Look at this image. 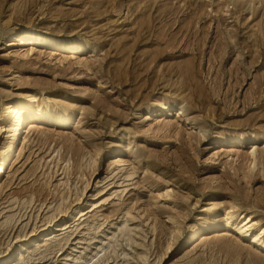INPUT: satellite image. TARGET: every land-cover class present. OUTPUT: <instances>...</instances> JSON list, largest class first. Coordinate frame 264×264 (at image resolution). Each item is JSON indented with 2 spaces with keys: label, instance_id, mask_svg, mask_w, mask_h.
<instances>
[{
  "label": "rangeland",
  "instance_id": "1",
  "mask_svg": "<svg viewBox=\"0 0 264 264\" xmlns=\"http://www.w3.org/2000/svg\"><path fill=\"white\" fill-rule=\"evenodd\" d=\"M29 99L2 264H264V0H0V121Z\"/></svg>",
  "mask_w": 264,
  "mask_h": 264
},
{
  "label": "bare ground",
  "instance_id": "2",
  "mask_svg": "<svg viewBox=\"0 0 264 264\" xmlns=\"http://www.w3.org/2000/svg\"><path fill=\"white\" fill-rule=\"evenodd\" d=\"M8 38L9 41L5 43L6 46L12 40L17 41L18 44L21 45V49L25 50L26 55H29L30 53L35 51L34 49L27 48L26 46L27 44H35L37 46L47 48L49 50L51 49L52 53L50 52V54L55 56H58L59 54H64L65 57H77L84 51V46L81 44H77L74 42H65L54 38L41 36L40 34L35 32L22 31L21 33L18 34H11L8 36ZM31 107L32 105L30 99L27 101L26 100L11 101L7 103L5 106L6 112L2 115L0 121V133L7 134L4 142L1 145V151H0V181L6 175L9 165L11 164L13 158L15 157V155L18 153V151L22 146L23 135L26 132V130L29 129L30 120L34 117L32 116L34 114L31 112L32 111ZM37 119L46 122H49L51 120L49 115H40L37 116ZM71 121H72V115L66 114L61 116L60 119L56 120V124L67 127ZM24 126L26 127L24 128ZM251 156L253 158L255 157V151L251 153ZM9 159L10 161L7 164V161ZM117 162L122 163L124 161L122 159H119ZM224 220L226 221L225 223L226 226L228 227L236 223L241 224L242 225L241 228H244L242 231H240L241 237L243 238L249 237L248 233L252 231L251 218L236 216L234 212L229 210L226 212ZM263 232L264 231H262L258 236L256 235V238H253L254 243L256 244L259 243L258 242L259 237L260 236L262 237ZM200 236H201V230L190 227L189 238H187L185 242L191 239L190 244L192 243L191 245H194ZM193 240L194 242H192ZM18 253H19V247L15 246L7 255L3 256L0 259V264L14 261Z\"/></svg>",
  "mask_w": 264,
  "mask_h": 264
}]
</instances>
